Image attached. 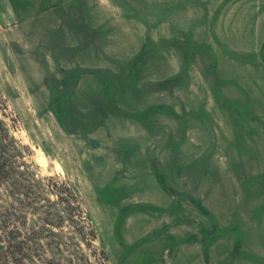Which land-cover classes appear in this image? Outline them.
<instances>
[{"label": "rangeland", "instance_id": "rangeland-1", "mask_svg": "<svg viewBox=\"0 0 264 264\" xmlns=\"http://www.w3.org/2000/svg\"><path fill=\"white\" fill-rule=\"evenodd\" d=\"M0 166V264H264V0H0Z\"/></svg>", "mask_w": 264, "mask_h": 264}, {"label": "trees", "instance_id": "trees-1", "mask_svg": "<svg viewBox=\"0 0 264 264\" xmlns=\"http://www.w3.org/2000/svg\"><path fill=\"white\" fill-rule=\"evenodd\" d=\"M1 172H2V167L0 166V174H1ZM95 238V237H94Z\"/></svg>", "mask_w": 264, "mask_h": 264}, {"label": "bare ground", "instance_id": "bare-ground-1", "mask_svg": "<svg viewBox=\"0 0 264 264\" xmlns=\"http://www.w3.org/2000/svg\"><path fill=\"white\" fill-rule=\"evenodd\" d=\"M62 99V98H61ZM77 114V113H76Z\"/></svg>", "mask_w": 264, "mask_h": 264}]
</instances>
